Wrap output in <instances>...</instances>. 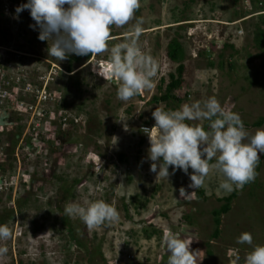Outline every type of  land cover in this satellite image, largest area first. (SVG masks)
<instances>
[{
    "label": "rangeland",
    "instance_id": "rangeland-1",
    "mask_svg": "<svg viewBox=\"0 0 264 264\" xmlns=\"http://www.w3.org/2000/svg\"><path fill=\"white\" fill-rule=\"evenodd\" d=\"M10 1L0 0V114H9L0 125V221L12 235L0 241L8 250L0 264H168L169 235L193 240L197 264H232L236 256L244 264L255 246H264L262 155L255 181L233 191L213 239L212 212L230 195L217 191L222 176L210 171L202 188L180 196L182 188L194 191L192 170L171 175L170 167L168 180L157 178L141 131L153 128L155 109L209 97L238 113L244 126L264 117V13L252 16L264 12V0H140L133 20L113 25L108 41L109 49L125 41L136 18L143 19L138 44L156 74L151 89L127 102L117 99L119 81L97 74L108 51L72 64L49 56L52 42L36 39L30 12L16 18L27 0ZM173 40L182 46L179 64L166 55ZM37 90L45 102L34 98ZM187 123L208 130L206 120ZM246 130L254 135L264 124ZM96 201L114 207L119 220L89 230L65 214L70 203ZM242 233H251V246L236 243Z\"/></svg>",
    "mask_w": 264,
    "mask_h": 264
},
{
    "label": "clouds",
    "instance_id": "clouds-1",
    "mask_svg": "<svg viewBox=\"0 0 264 264\" xmlns=\"http://www.w3.org/2000/svg\"><path fill=\"white\" fill-rule=\"evenodd\" d=\"M139 7L140 0H27L15 12L16 18L25 10L30 12L35 21L30 27L39 29L40 41L52 42L48 48L49 56L59 61L72 54L88 56L108 51L110 59L102 69L97 65V74L108 82L119 81L117 99L127 102L151 89L156 74L153 58L138 44L144 30L143 19L136 18L125 41L110 49L108 41L111 27L128 25ZM152 117L156 133L153 134L150 127L143 129L150 139V171L157 178L168 180L170 167L171 175L178 170L187 175L189 169L192 170L189 187L194 191L186 194L182 188L180 196H191L202 188L213 170L222 176L217 191L224 194L242 190L246 184L255 181L256 168L264 155V130L251 135L240 115L226 111L215 97L186 103L178 110L157 108ZM205 120L209 122L207 131L202 126L187 123ZM64 211L69 217H78L89 230L119 220L118 211L104 201L91 202L87 206L70 203ZM11 235L6 225H0V241L10 239ZM165 242L168 264H197L198 253L190 251L193 240L169 235ZM236 243L251 246L253 237L251 233H242ZM7 251L6 247H0V255ZM239 262L240 257L236 256L232 264ZM244 264H264V246H255L245 256Z\"/></svg>",
    "mask_w": 264,
    "mask_h": 264
},
{
    "label": "trees",
    "instance_id": "trees-1",
    "mask_svg": "<svg viewBox=\"0 0 264 264\" xmlns=\"http://www.w3.org/2000/svg\"><path fill=\"white\" fill-rule=\"evenodd\" d=\"M14 1V0H13ZM261 9H264V6L261 7ZM262 16V15H260ZM260 32H261V29H260ZM38 36H39V29H37V33H36V39H38ZM39 40V39H38ZM167 58L173 62V63H181L182 62V59H183V50H182V46L179 42H177L176 40H173L167 47ZM91 55H88V56H74V57H68V59L70 60V64H72L71 62H80L82 59H89ZM181 69L182 67L179 66V72L181 73ZM67 72L70 73L71 72V65H69L67 68H66ZM170 78L171 80H174V77L173 75H170ZM175 83L177 85H180V81H175ZM170 88L169 87L166 91H167V94L165 95L167 97L169 91H170ZM153 101L155 102H158L159 99L155 98L153 99ZM264 124V117H261L260 119H258V121H256L255 123H253L252 125H249V126H245L246 129H250V128H260L262 125ZM262 157H264V155H262ZM201 193H199V196L201 197ZM236 197V192H232L228 197L226 198H223L221 199V202H223V205L216 211H213L212 212V215H213V224H214V231H213V234H212V238L213 239H216L219 237V233H220V230H219V227H220V224H221V219L220 217L224 214H227L229 211H230V205H231V202L234 200V198ZM1 221H0V225H1ZM61 224L63 226H65V228L68 227V224H67V221L66 220H63L61 221ZM68 234L71 238V241L73 242H76L74 241V237L72 236L71 234V231L68 230ZM77 244V243H76ZM79 246H83L85 248V245H81L79 243Z\"/></svg>",
    "mask_w": 264,
    "mask_h": 264
},
{
    "label": "built area",
    "instance_id": "built-area-1",
    "mask_svg": "<svg viewBox=\"0 0 264 264\" xmlns=\"http://www.w3.org/2000/svg\"><path fill=\"white\" fill-rule=\"evenodd\" d=\"M264 12H262V13H256V14H253L252 16H257V15H260V14H263ZM37 95L36 96H34V98L38 101V103H41V102H45L46 100H47V98L45 97V95L44 94H42V95H40L39 94V91L37 90L36 92H35ZM3 104V102L2 101H0V105H2ZM5 105H6V107H8L9 106V103H5ZM144 128H148V127H141V131H142V133L143 134H145L144 132H143V129ZM147 135V134H146Z\"/></svg>",
    "mask_w": 264,
    "mask_h": 264
},
{
    "label": "water",
    "instance_id": "water-1",
    "mask_svg": "<svg viewBox=\"0 0 264 264\" xmlns=\"http://www.w3.org/2000/svg\"><path fill=\"white\" fill-rule=\"evenodd\" d=\"M9 116V114H7L5 111L1 112L0 114V125H3L4 120L7 119V117Z\"/></svg>",
    "mask_w": 264,
    "mask_h": 264
},
{
    "label": "bare ground",
    "instance_id": "bare-ground-1",
    "mask_svg": "<svg viewBox=\"0 0 264 264\" xmlns=\"http://www.w3.org/2000/svg\"><path fill=\"white\" fill-rule=\"evenodd\" d=\"M103 65H104V64H101V66H100L101 69L103 68ZM97 70H99V69H97Z\"/></svg>",
    "mask_w": 264,
    "mask_h": 264
},
{
    "label": "flooded vegetation",
    "instance_id": "flooded-vegetation-1",
    "mask_svg": "<svg viewBox=\"0 0 264 264\" xmlns=\"http://www.w3.org/2000/svg\"><path fill=\"white\" fill-rule=\"evenodd\" d=\"M8 121V120H7ZM13 125V123H9V127H11Z\"/></svg>",
    "mask_w": 264,
    "mask_h": 264
}]
</instances>
